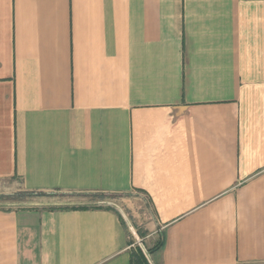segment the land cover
Masks as SVG:
<instances>
[{
  "label": "crops",
  "instance_id": "0c3cea01",
  "mask_svg": "<svg viewBox=\"0 0 264 264\" xmlns=\"http://www.w3.org/2000/svg\"><path fill=\"white\" fill-rule=\"evenodd\" d=\"M134 191L150 264H264V0H0V196ZM84 206L0 207V264H132Z\"/></svg>",
  "mask_w": 264,
  "mask_h": 264
},
{
  "label": "rangeland",
  "instance_id": "374dc122",
  "mask_svg": "<svg viewBox=\"0 0 264 264\" xmlns=\"http://www.w3.org/2000/svg\"><path fill=\"white\" fill-rule=\"evenodd\" d=\"M36 201L41 202H72L84 204L89 207L110 206L114 208L124 219L125 226L130 232L131 242L140 247L144 252L152 248L161 238L155 234V217L147 198L138 191L129 194H99L63 195L53 194L50 196H35L17 194L14 196H0V207H14L18 204H28Z\"/></svg>",
  "mask_w": 264,
  "mask_h": 264
},
{
  "label": "trees",
  "instance_id": "16d2710c",
  "mask_svg": "<svg viewBox=\"0 0 264 264\" xmlns=\"http://www.w3.org/2000/svg\"><path fill=\"white\" fill-rule=\"evenodd\" d=\"M99 195H102L105 197L106 194L104 193H97ZM28 195H33V194H28ZM37 196H45L44 194H40V195H37ZM90 208H93V209H107V210H112V211H115L116 210L110 206H107V207H103V206H95V207H78V208H71V209H76V210H87V209H90ZM50 210H54L53 208H51ZM120 219L122 220V217L119 216ZM131 244H133L131 242ZM164 247V242L162 239H159L157 241V243L148 250V254H156L158 252H160L162 250V248ZM132 264H150L145 253L143 252V250L140 248V247H136L133 252H132Z\"/></svg>",
  "mask_w": 264,
  "mask_h": 264
}]
</instances>
